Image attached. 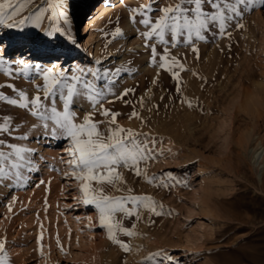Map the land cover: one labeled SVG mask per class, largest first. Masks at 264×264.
I'll return each mask as SVG.
<instances>
[{"label":"rangeland","instance_id":"obj_1","mask_svg":"<svg viewBox=\"0 0 264 264\" xmlns=\"http://www.w3.org/2000/svg\"><path fill=\"white\" fill-rule=\"evenodd\" d=\"M86 2L77 13V43L67 53L54 51L52 44L44 46L43 54L30 53L28 39L0 45V59L5 61L0 85H14L34 97L36 86L44 83L33 67L38 64L56 72L78 66L99 70L104 80L116 81L113 90L117 93L134 89L125 97L129 104L117 99L105 107L121 113L117 121L124 128L158 138L157 151L162 154L141 164L140 176L117 169L121 178L112 186L105 185L104 194L151 197L162 215L143 207L131 218L115 213V235L131 248L124 252L100 226L95 206L82 202L78 182L65 177L70 169L60 157L69 159L64 151L69 144L32 139L40 135L30 127L38 121L26 110L0 102V116L10 115L14 122L12 135H0V139L35 149L43 157L31 172L21 169V179L0 182V240L6 241L0 253L3 264H158L159 257L147 260L158 250L171 255L177 264H264V160L254 155L258 147H264V105L262 112L253 115L240 106L245 91L264 96L258 83L264 82V9L257 4L255 11L246 14L242 29L233 24L230 38L196 41L199 58L183 43L176 48L169 44L171 56L178 59L173 66L178 76H174L158 66L159 56L152 62L150 48L145 46L155 43L162 54L165 45L155 39L146 41L142 33L148 29L138 22L139 16L136 22L130 17L131 9L151 5L146 15L155 22L162 15L158 9L175 6L179 0ZM100 4L102 12L87 24ZM38 5L47 8L45 0H36L27 4L21 16L31 14ZM45 22L47 28L53 21ZM117 29L121 35L115 36ZM37 31L25 28L19 38ZM128 39L131 44L125 48ZM20 60L29 64L27 74L20 71ZM106 70L108 75H104ZM0 92L16 98L12 88L3 87ZM57 107L62 109L59 101ZM134 110L139 118L130 119ZM84 114L78 111L77 122ZM244 132L250 135L248 142L243 141ZM168 173L186 186L168 180ZM166 183L175 186L164 187ZM204 198L212 215L202 211ZM119 227L135 235L125 236Z\"/></svg>","mask_w":264,"mask_h":264},{"label":"snow or ice","instance_id":"obj_2","mask_svg":"<svg viewBox=\"0 0 264 264\" xmlns=\"http://www.w3.org/2000/svg\"><path fill=\"white\" fill-rule=\"evenodd\" d=\"M65 2L66 0H55V3L53 0H45L47 8L38 5L31 14L21 16L27 4L36 3V0H0V28L15 29L23 33L25 28L31 27L38 30L36 35L23 39L50 40L63 36L75 45L76 41L70 31L62 30L55 25L54 14L45 16L48 10L60 7L65 23H68L67 12L63 10ZM257 4L264 9V0H179L175 6L169 5L158 9L162 15L155 19V22L152 17L146 15L151 5H140L131 9L133 15L130 19L136 22V17H140L138 22L148 29L142 33L146 41L155 39L159 44L165 45L161 54L157 44L146 43L145 46L150 48L152 62L156 63L159 56L158 66L178 76L173 71L178 59L171 56L169 44L171 48H176L183 43L199 58V49L195 47L196 41L208 42L217 37L230 38L229 28L234 24L236 29H242L244 27L242 21L246 14L255 11ZM45 20L53 23L45 28L43 26ZM166 33L168 39L165 38ZM114 35H121L120 29H117ZM0 43H3L2 39ZM19 63L22 65L20 71L27 74L29 64L23 60ZM4 64L5 61L0 59V70H4ZM33 67L37 70L36 76L42 77L44 81L42 86H36L37 94L30 98L25 91L17 90L14 85H0V88H12L16 97L12 98L0 92V102L24 109L38 121L37 124L30 125L33 130L40 132L39 137L32 139L69 144V147L64 149L69 159L60 157V162L70 169L64 174L65 177L70 176L77 181L82 202L86 205H94L98 210L99 224L107 229L108 238L119 245L124 252H129L130 245L117 239L115 235L117 228L114 214L119 212L131 218L143 207L156 216L162 215V212L156 210V203L151 197L117 198L104 194L105 185L112 186L117 178H121L117 169L132 170L136 176H140L142 174L140 165L147 164L157 155L162 154L157 151L158 138L151 133L124 128L117 121L121 113L105 107L106 103H114L117 99L129 104L125 97L134 93V89L126 88L117 93L113 90L116 81L111 77L110 83L104 80L99 70L94 72L78 66L67 72L63 69L56 72L51 67L42 68L38 64ZM179 67L183 69L182 64ZM116 71L119 72L120 69ZM5 74L12 75L6 70ZM104 75H108L107 70ZM89 76L91 79H88ZM41 92L43 96L40 95ZM57 101L62 104V109L57 107ZM85 104L88 106L87 109L84 108ZM78 111L85 113L80 122H77ZM97 116L105 119L98 120ZM133 117L139 118L135 110L129 118ZM13 127L14 122L10 115L0 116V135L11 136ZM19 138L29 139L27 136ZM5 148L7 151L3 150ZM41 159L43 157H40L35 149L24 148L0 139V182L21 179V169L27 168L31 172L36 167V162ZM53 170L58 169L53 168ZM167 179L175 181V184L185 183L186 186V182L177 180L171 173L167 174ZM175 184L166 183L163 186L171 187ZM128 203L132 205L131 208L126 206ZM118 231L128 237L135 235L126 227H119ZM5 244V240H0V253H4ZM155 257L160 258L158 264H177L164 250L150 253L147 260H153ZM0 264H3V256H0Z\"/></svg>","mask_w":264,"mask_h":264},{"label":"bare ground","instance_id":"obj_3","mask_svg":"<svg viewBox=\"0 0 264 264\" xmlns=\"http://www.w3.org/2000/svg\"><path fill=\"white\" fill-rule=\"evenodd\" d=\"M86 1L87 0H66V2L64 3V6H63V10H65L67 12L68 23H65L64 17L61 14V11H62L61 8H57L54 11H52V15L54 14L55 25L60 27L62 30L66 29V26L70 27V31L75 32V33L70 32L71 36L74 38V40L77 38L76 37L77 13L82 8L83 4L87 3ZM101 12H102V4H100L98 9L95 10L93 12L92 16L89 17L87 24L90 23L91 19H93L92 18L93 16L97 15L98 13L100 14ZM46 25H47V23L45 22L43 26L45 27ZM7 30L8 29H5V30L0 29V37H2V39H3V43H0V45L9 46V45H12L14 42L18 41L19 39H20L19 41L23 40V37L19 38V36H21V32H14L13 31V32L9 33ZM129 31L130 30H127L126 33H129ZM35 35H36V33H33L30 35V37H34ZM28 42H29V44H27V45H29V47L27 49L28 52H30V53H42V54H43L44 46L48 45V44L49 45L52 44L51 47L54 49V51L55 50H61L63 52V54L70 51L71 50L70 46L73 45V43L70 40H68L66 37H63V36H59L57 39H50V40L36 39L33 41L31 39H28ZM76 43H77V41H76ZM130 44L131 43L129 42V39H128L124 44L125 48H127V46H129ZM123 58H124V53L121 54L119 59L122 60ZM258 83H259V86L264 89V82H258ZM263 105H264V96L260 97V95H259L258 97H256L253 93H249L246 91H245L243 100L241 101V104H240L242 109L246 110L247 113H251L252 115L262 112L260 109L262 107H260V106H263ZM247 133L243 134L244 137L242 136V138H244V140L243 139L242 140L245 142L249 141L250 135H248L249 133L248 134ZM259 144H262V141ZM262 153H264L263 145H261L260 147H258L255 150V152H254L255 158L257 157L258 159L264 160V157L261 156ZM202 189L205 190V187L202 186ZM201 203H202L201 208H202L203 213L207 214V216L210 215L212 210L209 209V207H208L209 205L207 204L206 199L204 198ZM212 214H213V212H212Z\"/></svg>","mask_w":264,"mask_h":264}]
</instances>
